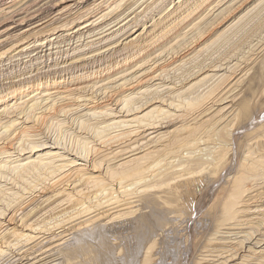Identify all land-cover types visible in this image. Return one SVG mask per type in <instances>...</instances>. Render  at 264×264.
<instances>
[{
	"label": "rangeland",
	"instance_id": "rangeland-1",
	"mask_svg": "<svg viewBox=\"0 0 264 264\" xmlns=\"http://www.w3.org/2000/svg\"><path fill=\"white\" fill-rule=\"evenodd\" d=\"M114 1L0 0V91L12 83L45 76H63L67 79L71 75L82 74L90 75L88 78L91 79L109 75L104 81L84 84V90L71 97L64 98L62 88L65 86H62L41 94L33 92L8 102L4 109L0 108V152H5L0 154V167L14 168L22 162L37 160L41 173L38 178L28 175L26 182L15 180V183L12 182V172L0 173V250L6 251L0 256V264L57 263L56 248L71 243L76 235L91 225L80 224L94 216L96 219L92 226L105 227L118 238L131 235V222L138 213L128 216L125 211L137 209L136 191L132 186L127 187L129 182L122 184L127 188L121 189L116 180L106 177L107 171H122L135 163H145L146 159L155 157L156 152L175 149L181 140L189 137L186 134L188 129L198 128L195 137L206 129L209 133L225 129L233 136L238 133L239 136L243 135V142L238 148L242 153L234 156L229 170L220 173V180L213 186L207 184L208 177L202 178L200 189L206 193L205 199L207 201L208 198L209 204L217 191L227 187V182L233 179L241 156L246 157L250 149L256 151L253 158L264 156V138L261 135L264 128L254 131L264 124V111L261 118L250 122L248 130L254 131L250 137L246 129L232 128L245 96L246 85L250 78L255 77L253 67L264 56V0L252 7L247 6L246 11L237 16L238 22L234 19L218 28L209 41L180 60L172 59L179 57L186 47H191L198 35L206 34L219 25L223 10L233 0H223L218 7L214 3L207 13L204 12L203 18L193 16L195 11L188 15L190 11L186 12V4H179L183 0H159L155 4L153 0H125L119 9L112 12ZM192 1L193 4L200 2H189ZM174 5L175 11L167 16ZM186 15L183 22L169 30L172 23L178 22V17ZM163 16L162 23L153 27ZM135 39L137 43L133 49L125 48ZM140 47L148 48L147 51L154 50L140 62L112 74L121 66V62L136 54ZM110 67L113 69L106 71ZM199 70L204 73L200 77L202 80L187 84L194 75L199 74ZM156 75L158 77L153 78ZM137 76H143L142 81L146 83L136 89L133 86ZM261 87H264V83L255 86L258 92ZM104 89L119 90V102H113L105 109H92L93 98L98 99ZM199 98L203 99L196 110L189 112L185 106H177L178 100L187 102ZM167 99L175 102L169 107L165 103ZM149 100L156 102L146 111L159 110V117L152 122L138 123L131 105L137 103L132 106L135 109ZM261 100L264 101V96ZM35 101L39 103L36 113L51 104H66L65 113H60L49 125H34L33 132L21 134L13 148L9 140L24 126L20 124L23 116L28 114ZM160 101L164 104L159 107ZM100 111L102 113H96ZM259 133L260 136H257ZM174 135L176 143L171 145L169 141ZM201 137L202 140L195 144L176 148V154L164 157L171 163L169 173L182 172L185 168L183 161L201 154V150H210L211 153L219 150L218 144H213L206 136ZM231 140L227 143V150L230 145L235 147ZM256 142L257 146L254 145ZM79 143L85 148L86 159L75 157V152H79ZM87 182L101 183L104 188L111 185L102 194L114 192L113 200L105 197L107 202L111 201L105 204L104 200L102 205L94 200L89 203L88 197L85 198L90 194V190L85 189ZM142 190H145L144 187L139 188L137 193ZM188 191L185 192L187 195ZM242 196L238 218L220 227L215 235H212L213 228H209V220H204L203 225L196 223L204 215L208 203L191 215L188 226L196 223L195 230L206 231L203 239L212 241L207 248H201L198 244L192 247L185 264H264V176L248 186ZM76 200L79 203H74L72 210L73 201ZM82 202L85 207H79ZM74 211H81V215L74 218ZM121 215L126 216L120 218ZM72 218L74 220L68 221ZM183 218L182 223L188 216ZM168 225L158 233L164 254L163 264L173 257L171 253H176L184 235L181 223L179 226ZM12 232L26 236L18 239L21 244L14 240L15 237L9 238ZM240 242L244 244L240 255L230 257L228 247ZM120 246L123 244L120 243Z\"/></svg>",
	"mask_w": 264,
	"mask_h": 264
},
{
	"label": "bare ground",
	"instance_id": "bare-ground-1",
	"mask_svg": "<svg viewBox=\"0 0 264 264\" xmlns=\"http://www.w3.org/2000/svg\"><path fill=\"white\" fill-rule=\"evenodd\" d=\"M155 1L158 2L159 0H153L152 3L155 4L156 3ZM183 1L179 2V4L181 6L186 4L185 6L186 12L188 13V11H190L188 15H191L195 11L193 16L198 17L199 15L201 18H203L204 16L202 17V15L204 14V12L207 13L208 10H210V7L214 3H215V7H218L222 3L223 0H219L218 2H216L217 0H200L199 3L196 2L197 4H193V1L189 2L190 0H185L184 3ZM259 1L261 0H233V2L228 4L227 7L223 10L224 13L221 14L219 25L212 27L211 30L206 34L198 35V37L194 39L195 41L192 43L193 45L191 47H186L185 50L183 49L184 50L183 53L180 54L179 57L175 56L172 60H175V59L180 60L182 58H185L192 51L196 50V48L200 47L201 45L209 41L210 37L214 35L215 33H217L218 28L228 24L229 22L231 23L232 21H234V19L237 20L238 22V19H236L237 16L241 15L244 11H246V8L252 7L255 3H259ZM124 2L125 0H115L112 4L114 5L112 12L119 9L124 4ZM174 8H175V5L169 11V14L167 16H169L175 11ZM188 15L181 17V18L178 17L177 18L178 22L172 23L171 24L172 27L169 30L172 31L174 28H176L177 24H180L181 22H183ZM167 16L165 18H167ZM163 20H164V16L160 18L159 20H157L155 23L153 22L154 23L153 27L160 25V23H162ZM136 43H137V40L135 39L134 41L130 42L129 45L126 46L125 48L133 49ZM147 49L148 48L140 47L136 54L132 55L128 59L126 58L123 62H121L120 63L121 66H119L120 64H118L119 67L116 68L114 71H112V74L116 71L118 72L120 70L127 68L130 65H133L135 62L136 63L140 62L141 60H143L149 55L148 53L154 50V48L151 49L150 51H147ZM261 57L262 59L260 58L261 60H258L260 62L255 67H253L254 73L252 74H254L255 77L250 78V81L246 85L245 93H244L245 96L240 102L239 112L232 126V128L234 127L236 130L246 129L248 137H250V135L254 133V131L257 132L261 130L262 128H264V124H263L260 127L257 126L258 128L256 130L254 129V131L250 132L248 130L249 129L248 126L252 123L251 121L253 120L255 121V119L261 118L260 115L264 111V106H263L264 101L261 100V97L264 96V87H261L259 92H258V88H255L257 84L264 83V56H261ZM139 67H141V65ZM112 69L113 68L110 67L109 69H106V71H110ZM198 72L199 74L196 76L194 75L193 79H191L187 84L195 80L197 81L198 79L202 80L200 77L203 76L204 73H200V70ZM107 76L109 75L106 74L102 77L96 76V77H92L91 79L88 78V77H91L90 75L85 76L82 74L80 76L71 75V77H68L67 79L66 77H63V76H57V77L45 76L43 78L33 79L32 81L27 80L25 82H19V83L15 82V83L10 84L9 87H7V89L4 88V90L0 91V108L4 109V106L9 105L8 102H11L15 99H20L23 96L29 95L33 92H38L39 94H41L42 92L50 91V89H54V90L59 89V87H62V86H65L64 88H62L64 90L62 94L65 93L64 98L71 97L81 92L82 90H84V86H83L84 84L94 83L93 81L97 82V80L104 81L107 78ZM157 77L158 76L156 75L153 78H157ZM134 79L136 80V84L133 87H135L136 89L140 88V86H143V84L146 83L145 81H142L143 76H137ZM143 92H146V91H143ZM143 92L141 96L144 95ZM119 94H120L119 90H116V89H113V90L106 89L105 90L104 89L103 91H101V94L98 99L96 97L93 98V101H92L93 105L91 108L96 109V110L105 109L109 107L110 105H112L113 102L118 103L119 100L117 98ZM202 99L199 98V99H195V100L187 101V102L178 100L177 106L178 105H182L183 107L185 106L187 108V111L190 112L193 109L194 110L197 109V107L201 103L200 100ZM89 100H91V98H89ZM36 101L30 107V111L28 112V114L23 116L24 119L22 120L20 124L24 126L20 128L21 130L16 132L14 136L9 140V144L11 146H13L14 142L19 139L21 134H26V133L28 134L31 131L33 132L34 125H37V124L46 125L48 123L51 124L53 122V119L57 118V116H59L60 113H65L64 109L66 107L65 106L66 104L65 105L62 104L63 106H55L51 104L49 107H46L43 111L36 113L35 112L36 107L39 106V103H37ZM163 101H160L158 103L159 107L160 105L164 104ZM173 101H174L173 99H167L165 103H168V106L170 107L173 104ZM155 102L156 101H153V100L146 101L145 103H142L135 109H133L132 106L137 103L135 102L132 103L131 111L136 112L135 119L138 123L149 122V121L152 122L157 117H159V114H158L159 110L153 109V110L146 111L150 106L155 104ZM142 112H145V113L142 114ZM96 113H102V111L96 112ZM186 131H187L186 134H188L187 136L189 137L181 140L176 147L177 149L188 147L190 146L191 143L195 144L196 141L202 140L201 136H204V137L206 136L210 141H212L213 144H218L220 147L222 146V148L219 147V150L214 153H211L210 150H206V149L204 151L201 150L200 151L201 154L195 155L192 159L184 160L183 162L185 164V168L182 170V172L177 173V174L168 172L169 171L168 166L171 163L167 162L164 159V157L168 154H172V153L176 154V152H174L176 148L173 150L167 149L163 153L156 152L155 153L156 156L152 157V159L151 158L146 159L145 163L143 164L135 163L133 166L124 168L122 171L119 169H109L106 175L108 179L116 180L117 184H119V187L121 189H125L127 187L132 186L135 189L134 191H136L135 192L137 194L136 202L138 204L137 209H129L125 211V212H128V216L138 213L137 216H134L136 218L133 220V223L131 222V227L133 228L131 235L127 234V236H121V238H118L114 236V234H112L111 232L107 231L105 227H97L96 225L92 226L93 222L96 219V216L90 217L88 220L84 221L83 223L81 224L78 223V225L79 224L85 225L87 223H90L91 224L90 226L85 227L86 229H83L80 232V234L76 235L73 241L69 243L68 245H66L65 247L56 248L55 256H57L56 260L58 262L55 264H163L164 254H163L162 248H160L161 239L158 236L160 235L158 233H160V231L164 227H165L164 229H166L169 226L168 224H171V223L173 226H177V225L179 226L180 223L183 225L184 223L183 226L182 225L180 226V227H183L184 235L181 238L182 241L179 242L178 249L175 248L177 249L176 253L173 252L174 248H172L171 252L173 253L171 254L173 255V257L169 258L165 264H185V262L186 263L188 262V257L190 255L189 250L192 247H196V245L198 244L199 246H202L201 248H203L204 246L207 248L208 247L207 245L210 244V242L212 241L209 239H203L204 237L203 235L206 234V231L205 232L196 231L195 230L196 223L198 225H203L204 220L206 221L209 220L211 222V227L209 228H213L212 235H215L217 234V231L220 227H222L226 223L235 221V219L238 218V206L240 205L241 201H243L242 195L245 194L248 186H251L253 182L259 180L260 178H262V176H264V156H261L259 158L257 157L253 158V155L255 154L254 152H256L253 149H250L246 157L243 158L241 156L240 162L237 166L236 173L233 179L230 182H227L228 184L227 187H222L221 189L217 191L216 196L213 197L211 204H209L208 198H207V201L205 199L206 193H204L200 189L201 182L203 181L202 178L208 177L207 184H211L213 186L215 183H217L218 180H220L221 178L220 173L223 170L224 171L229 170L231 168V164L234 163V156H236L237 153L238 154L242 153V152L239 153L238 148L240 147V144L243 142V135L239 136V133H238V135L233 136L231 135L230 131H226L225 129H222L220 131L214 130L209 133L206 129L204 132L196 136L197 137L196 138L195 135L198 131L197 127L188 129ZM258 135L260 136V133L257 134V136ZM261 135L264 138V131L261 132ZM245 137L246 135H244V138ZM190 138L191 139L194 138V139L190 140ZM175 140H176V136L174 135L172 139L169 141V144L174 145L176 143ZM230 140L233 141L232 144H234L235 147L232 148L231 147L232 145H230V148L227 150V143H229ZM76 145L78 146V142ZM254 145L257 146L258 143ZM188 152H192V151L188 150ZM3 153L5 152H2V153L0 152V154H3ZM85 153L86 151H85L84 146L80 145L79 152H75V157L77 156V158L81 157V159H86L88 156ZM228 153H231V154L228 158H226ZM39 166L40 164L38 163L37 160H31L27 162H22L20 165H17L14 168H5V166H1L0 173L4 174V173L12 172L14 174V180L11 179L13 183H15V180H18V181L21 180V181L26 182L27 181L26 177L28 175H30L31 178L39 177L38 174H41L38 168ZM145 171H147L146 174H149V175H145ZM153 173H155V175L151 176ZM202 173L206 175H203ZM184 177H188V178L184 180L180 179ZM146 180H149V181L146 182ZM127 182H129L127 187L126 185H122ZM141 183H144V184L141 185ZM110 186L111 185L104 188V186L101 183L91 184L87 182L85 184V189L88 191L90 190L89 192L90 194L85 195V198L88 197L87 199H89L88 200L89 203L92 200H94L97 203H100L99 205L103 204L102 201L105 200V197L111 198V200H113L114 192L111 191V192H108L107 194H102ZM141 187H144L145 190H142V192L137 193V190ZM187 190H189L188 195L185 193ZM199 192H202L204 194H200L199 196L198 195L196 196L195 194ZM188 197L189 198L191 197L190 198L191 200H189ZM111 200H109L108 202L107 200H105L104 203L105 204L106 202L109 203ZM0 202H1V198H0ZM114 202H115L114 205H116L117 202L115 199H114ZM74 203H79V202L78 200L73 201V207H71L72 210L74 208ZM204 203H208L207 206H205L206 210H204L205 211L204 215H202V217L198 219V222L196 221L195 224L193 225L191 224L192 227H189L188 223L191 222V218H192L191 215L195 211L202 209L203 208L202 206ZM79 207H85L84 202L80 203ZM74 213L76 215V216L74 215V218L79 217V215H81V211L80 212L74 211ZM67 216L70 217V215L68 214ZM124 216L126 215H121L120 218L121 217L124 218ZM185 216H188V219H186V221L182 223L183 219H185L183 217ZM74 218L68 221L74 220ZM192 221L194 220L192 219ZM112 230L113 229H111V231ZM163 231L165 232L166 230H163ZM209 232H210V229H209ZM15 233L16 232H12V234H10L11 237L9 238L15 237L14 240H16L17 243H20V241L18 240L19 238L26 237L25 235H22L21 233L20 235L15 234ZM126 238H127V241H126ZM131 239H132V243H131ZM25 240H28V239H25ZM202 240H204V244L202 243L203 245L201 244ZM199 241H200V244H199ZM120 243L123 244V246H120ZM243 245L244 244L240 242L239 244L229 246L228 252L231 253L230 257H235L237 255H240V252L243 249ZM173 246H175V244ZM5 252L6 251L0 250V256H3ZM244 256H242V258Z\"/></svg>",
	"mask_w": 264,
	"mask_h": 264
}]
</instances>
